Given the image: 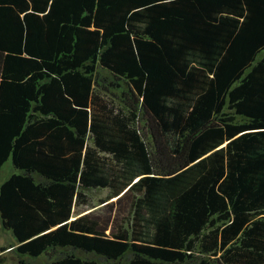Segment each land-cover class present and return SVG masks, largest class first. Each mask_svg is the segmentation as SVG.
Wrapping results in <instances>:
<instances>
[{"label": "trees", "instance_id": "16d2710c", "mask_svg": "<svg viewBox=\"0 0 264 264\" xmlns=\"http://www.w3.org/2000/svg\"><path fill=\"white\" fill-rule=\"evenodd\" d=\"M9 158L21 255L264 264V0H0ZM95 189L130 196L126 222L73 215Z\"/></svg>", "mask_w": 264, "mask_h": 264}, {"label": "rangeland", "instance_id": "374dc122", "mask_svg": "<svg viewBox=\"0 0 264 264\" xmlns=\"http://www.w3.org/2000/svg\"><path fill=\"white\" fill-rule=\"evenodd\" d=\"M99 76L105 78L106 85L115 82L113 77L106 71L101 68H98ZM120 87L118 88H110L111 94L121 95L122 92L127 91V86L122 82H117ZM14 172H18L11 162L9 158L0 169V186L1 184ZM87 193L91 196V200L93 202V206H77L74 208L73 215H81L85 213H92L93 215L99 217L102 221L107 222L109 226H111L115 222H126V218L129 216V211L131 208V198L128 195L127 197L122 196L121 198H112L109 200L101 201L104 199L107 191L105 189H95V190H87ZM2 245V246H1ZM0 247H6V250L3 252L7 255V262L5 264H48L49 257L42 253L37 257L24 256L19 254L16 251V239L12 235V233L8 230L3 229L0 221ZM58 253L61 252H71L72 250L69 248H58ZM79 256H87L81 251H73ZM59 255V254H58ZM88 256H92L106 264H121V262H105V260L100 259L95 255L89 254Z\"/></svg>", "mask_w": 264, "mask_h": 264}, {"label": "crops", "instance_id": "0c3cea01", "mask_svg": "<svg viewBox=\"0 0 264 264\" xmlns=\"http://www.w3.org/2000/svg\"><path fill=\"white\" fill-rule=\"evenodd\" d=\"M16 245H17V243H16ZM2 246V245H1Z\"/></svg>", "mask_w": 264, "mask_h": 264}]
</instances>
